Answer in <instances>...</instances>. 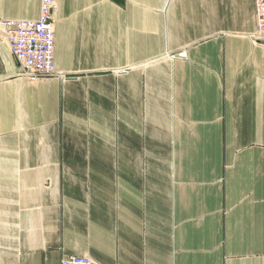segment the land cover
Listing matches in <instances>:
<instances>
[{"label": "crops", "instance_id": "0c3cea01", "mask_svg": "<svg viewBox=\"0 0 264 264\" xmlns=\"http://www.w3.org/2000/svg\"><path fill=\"white\" fill-rule=\"evenodd\" d=\"M57 5L63 77L27 80L0 40V264H264L254 0Z\"/></svg>", "mask_w": 264, "mask_h": 264}, {"label": "built area", "instance_id": "2783aa9c", "mask_svg": "<svg viewBox=\"0 0 264 264\" xmlns=\"http://www.w3.org/2000/svg\"><path fill=\"white\" fill-rule=\"evenodd\" d=\"M255 31L251 38L255 45L264 47V0H254ZM57 0H40L38 16L35 19H0V40L5 42L19 65L20 74L27 80L39 79L57 74L53 64L54 23ZM60 264H101L87 255H70Z\"/></svg>", "mask_w": 264, "mask_h": 264}]
</instances>
